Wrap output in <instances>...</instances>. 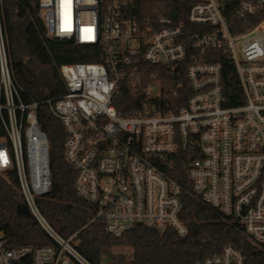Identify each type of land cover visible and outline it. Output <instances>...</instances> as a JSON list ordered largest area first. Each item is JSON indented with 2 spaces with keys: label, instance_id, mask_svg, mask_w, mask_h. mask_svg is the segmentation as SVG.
I'll use <instances>...</instances> for the list:
<instances>
[{
  "label": "built area",
  "instance_id": "obj_1",
  "mask_svg": "<svg viewBox=\"0 0 264 264\" xmlns=\"http://www.w3.org/2000/svg\"><path fill=\"white\" fill-rule=\"evenodd\" d=\"M134 1L39 0L46 35L90 47L97 60L59 65L64 92L35 100L14 76L0 0V173L15 171L23 207L50 240L10 245L0 229V264H94L38 204L51 188L41 106L64 129V157L76 195L92 207L89 222L108 235L143 226L184 236L188 199L264 255V0H195L184 20L171 8L140 17ZM222 60L240 88L233 104ZM123 89L136 104L127 115L113 103ZM195 264L247 262L227 243Z\"/></svg>",
  "mask_w": 264,
  "mask_h": 264
},
{
  "label": "trees",
  "instance_id": "obj_2",
  "mask_svg": "<svg viewBox=\"0 0 264 264\" xmlns=\"http://www.w3.org/2000/svg\"><path fill=\"white\" fill-rule=\"evenodd\" d=\"M17 16L12 19L5 6V33L14 76L26 98L42 100L64 92L57 67L66 63L94 62L92 48L46 35L39 12V0H13ZM195 0H135L138 16L153 15L159 9L173 8L186 19ZM223 85L228 102L240 98V88L232 65L222 60ZM118 113L127 115L136 108L135 99L126 89L113 98ZM38 122L50 145L51 188L38 199L40 209L51 226L63 237L72 236L79 252L94 264L107 255L112 264H195L208 254L219 252L227 243L236 244L246 256L247 264H264V255L253 248L235 229L219 221L210 209L184 201L183 214L189 220V231L180 236L172 230L162 234L136 226L123 236L113 238L99 222H89L91 205L79 198L73 183L75 170L64 157V129L46 106L38 111ZM1 134V133H0ZM180 173V174H177ZM182 170L175 178L181 180ZM16 173L8 169L0 173V229L10 245H42L50 243L44 232L27 215L17 213L22 208ZM194 225V226H193ZM129 246L131 255L112 256V249Z\"/></svg>",
  "mask_w": 264,
  "mask_h": 264
},
{
  "label": "rangeland",
  "instance_id": "obj_3",
  "mask_svg": "<svg viewBox=\"0 0 264 264\" xmlns=\"http://www.w3.org/2000/svg\"><path fill=\"white\" fill-rule=\"evenodd\" d=\"M4 4L10 11V16L12 19H15L17 16V5L13 0H4ZM123 255L125 259H129L131 255V248L129 246H120L112 249V256L117 257ZM101 264H112L111 259L107 255L101 257Z\"/></svg>",
  "mask_w": 264,
  "mask_h": 264
},
{
  "label": "water",
  "instance_id": "obj_4",
  "mask_svg": "<svg viewBox=\"0 0 264 264\" xmlns=\"http://www.w3.org/2000/svg\"><path fill=\"white\" fill-rule=\"evenodd\" d=\"M170 15L175 18L177 16V12L173 8H171L170 9ZM17 213L20 215H27L28 216V211L24 207L18 209Z\"/></svg>",
  "mask_w": 264,
  "mask_h": 264
}]
</instances>
